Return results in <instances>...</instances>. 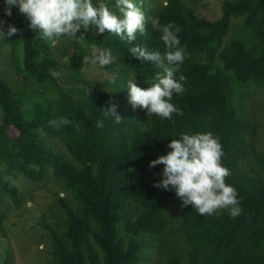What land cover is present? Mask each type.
<instances>
[{
	"label": "trees",
	"instance_id": "1",
	"mask_svg": "<svg viewBox=\"0 0 264 264\" xmlns=\"http://www.w3.org/2000/svg\"><path fill=\"white\" fill-rule=\"evenodd\" d=\"M134 2L148 18L146 35L127 42L90 26L83 40L55 47L37 38L18 7L9 17L0 3L5 31L8 25L19 29L0 50H8L10 67L25 79L21 90L0 72V232L8 234L6 208L18 211L27 200L37 201L38 194L20 191L45 184L50 200L37 223L47 264H264V150L253 137L261 129L255 112L264 113V0H221L216 18L200 12L206 0ZM106 3L119 14L115 0ZM235 16H243L242 34L252 31L254 44L249 34L225 42ZM153 18L179 26L186 50L175 74L186 78L185 91L171 101L183 114L171 120L148 117L129 102V80L147 88L164 71L129 51L139 45L163 53ZM108 49L114 61L100 66L96 57ZM236 82L253 88L245 92ZM248 97L255 100L245 112ZM111 103L120 123L103 114ZM61 118L70 124L50 126ZM97 121L104 126L97 128ZM181 132L219 139L231 173L226 183L241 201L238 217L223 209L200 216L191 205L182 209L174 191L153 187L163 165L150 168L149 162L167 154ZM4 256V264H12L11 254Z\"/></svg>",
	"mask_w": 264,
	"mask_h": 264
},
{
	"label": "clouds",
	"instance_id": "2",
	"mask_svg": "<svg viewBox=\"0 0 264 264\" xmlns=\"http://www.w3.org/2000/svg\"><path fill=\"white\" fill-rule=\"evenodd\" d=\"M4 3L7 16L11 17L13 6L18 7L19 12L29 21L28 27L37 33L38 39L46 42L77 36L83 40L90 26H95L99 34L107 31L121 40L131 42L136 39L137 33L146 35V25L149 22L134 0H115V8L119 14L112 11L105 0H96L95 4L93 0H4ZM4 23L0 20V41L19 31L12 25H8L5 31ZM151 25L161 33L163 53L149 52L139 45L130 47L129 51L132 57L141 61H154L164 71L156 72L147 88L138 86L135 77L129 80V102L133 108L144 109L148 117L171 120L173 113L183 114L171 101L174 94L185 91L182 82L186 78L181 75L177 79L175 74L184 63L186 50L178 38L181 28L174 22L161 25L158 18H153ZM96 61L100 66L113 63L111 50L102 51ZM49 74L57 79L60 77V73L54 69H50ZM116 109L117 105L111 103L102 108V111L105 117H113L120 123L122 118ZM49 124L58 128L61 124H70V121L61 118L59 121H50ZM95 126L102 128L104 125L102 121H97ZM167 148L170 149L167 154L159 155L149 162L150 168L163 165L162 178L153 187L174 191L182 201V209L191 205L200 216H211L222 209L228 210L232 218L241 214L237 190L226 183V177L231 173L222 163L224 152L218 138L210 132H181L179 138H173Z\"/></svg>",
	"mask_w": 264,
	"mask_h": 264
},
{
	"label": "rangeland",
	"instance_id": "3",
	"mask_svg": "<svg viewBox=\"0 0 264 264\" xmlns=\"http://www.w3.org/2000/svg\"><path fill=\"white\" fill-rule=\"evenodd\" d=\"M204 0H196V2ZM205 4H202L200 7L201 13H207L212 18H216L221 15V0H206ZM107 2V0H105ZM0 3L4 6V0H0ZM204 3V2H203ZM15 7V6H13ZM243 21V16H235L232 18V25L230 30L225 37V42L231 39V37H239L245 38V35L249 34L250 39H253L252 31H248L244 34V28L239 26V23ZM3 21V20H2ZM243 25V24H242ZM5 30V25H3ZM7 30V29H6ZM5 39V38H4ZM68 37H61L55 42H52L53 47L56 45H62V42H66ZM246 39V38H245ZM1 42V41H0ZM255 43L248 42V44L252 45ZM8 50H0V72L3 76L7 77L10 82L14 83L18 89H21L24 86L25 79L23 75L15 74L13 69L10 67L8 63ZM96 70V66H90L91 75ZM236 85L241 90L248 92L251 87V84L244 82H236ZM261 92V88H259ZM22 90V89H21ZM247 96V95H246ZM262 97L259 92L257 93L256 102L259 101ZM255 100L253 98H247L245 100L247 102V106L243 111H251L253 108L249 105L250 101ZM256 122L260 123L261 129L259 134H255L253 137H256V140L259 142V138L261 139V147L264 150V113L261 111H256ZM20 177L29 181V179L24 174H19ZM11 176V175H10ZM8 178L9 179H12ZM12 181L17 182L18 180L12 179ZM45 184H41L39 187H33L27 185V188H23V192L20 191V194L23 196L26 195L28 190L32 191V193L38 194L37 201L27 200L26 204L18 211H14L11 209H5L6 213L10 214V219L6 221L5 227L7 230V236L0 232V264H4L6 252L10 253L12 256V264H47L48 249L45 247L47 244H44V233L38 225V221H40V214L42 213L41 207H44L45 203L48 202L50 197L45 192Z\"/></svg>",
	"mask_w": 264,
	"mask_h": 264
}]
</instances>
